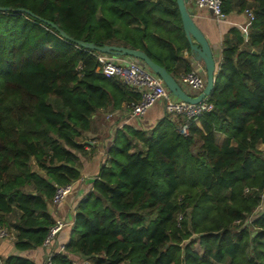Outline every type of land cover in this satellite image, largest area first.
<instances>
[{"label": "trees", "instance_id": "1", "mask_svg": "<svg viewBox=\"0 0 264 264\" xmlns=\"http://www.w3.org/2000/svg\"><path fill=\"white\" fill-rule=\"evenodd\" d=\"M0 6L11 8L0 11V226L26 250L42 246L55 223L56 187L80 177L83 134L95 117L139 99L97 71L94 50L41 19L78 40L143 50L175 78L192 67L177 45L182 38L188 47L175 0ZM234 6L253 19L245 41L228 31L206 98L212 108L187 134L166 114L148 130H116L92 189L74 206L65 252L51 255L56 264H77L74 253L90 264H264V212L248 222L264 198V0H222L224 14ZM191 236L200 253L184 242ZM4 262L33 264L13 255Z\"/></svg>", "mask_w": 264, "mask_h": 264}, {"label": "crops", "instance_id": "2", "mask_svg": "<svg viewBox=\"0 0 264 264\" xmlns=\"http://www.w3.org/2000/svg\"><path fill=\"white\" fill-rule=\"evenodd\" d=\"M247 1L250 2L252 0ZM171 5L174 6V4ZM187 8L193 12V20L211 45L215 65L218 67L221 61L222 50L225 47L224 40L227 37L228 31L234 28L243 37L247 35L250 20L244 14L243 10L238 9L237 6H234L223 18L219 19L214 17L209 10L197 8L194 0H189ZM166 34L168 35L170 33ZM173 36L171 35L170 38H173ZM243 40L245 41L244 37ZM176 41L177 45L183 46V49L180 51V56L188 61L192 69L201 72L204 71L202 63L190 62L191 56L189 48L184 46V40L177 38ZM121 110L122 108L113 109L111 111L113 112V117L108 122L103 121V114L97 115L92 130L83 134V141L88 145L86 146L88 154L86 156L79 155L81 164L79 170L80 177L71 182V192L64 201L57 204L52 203L49 206V213L53 220H62L64 222V226L56 233L52 243L47 247L42 245L31 249L18 250L14 247L12 233H8L6 237L0 238V264H6L4 258L12 255L25 257L33 264H41L47 254L64 253V246L71 233L74 206L80 198L92 189L94 178L105 160L106 152L112 143L115 131L123 129L126 126L148 130L165 115L163 101L155 102L139 118H131L122 113ZM196 124L199 125L198 121H196ZM70 257L75 261L80 262L84 260L90 263L89 258L81 256L79 253L70 254Z\"/></svg>", "mask_w": 264, "mask_h": 264}, {"label": "built area", "instance_id": "3", "mask_svg": "<svg viewBox=\"0 0 264 264\" xmlns=\"http://www.w3.org/2000/svg\"><path fill=\"white\" fill-rule=\"evenodd\" d=\"M194 2L197 8L209 10L218 19L225 16L222 9V0H194ZM243 12L250 21L253 19L251 9L245 8ZM94 54L99 62L97 71L107 77H119L139 94L138 100L122 103L120 107L122 108L121 112L131 118H139L155 102L163 101L165 114L177 122L178 132L180 134H187L190 123L196 122L201 114L212 108V104L206 98L198 103H189L171 95L162 79L146 66L139 64L133 57L115 56L98 51H95ZM113 60H116L117 63H114ZM176 80L187 94L196 96L205 86V70L201 72L191 69L189 72L180 74ZM111 111L103 114L102 118L104 122L110 121L113 117V112ZM71 188V183L57 186L52 197V203L57 204L64 201L71 192ZM257 213L254 212V215ZM63 226L64 222L62 220H56L50 226L42 245L44 247L49 246L56 233ZM7 235V230L0 226V238H4ZM51 255L52 253L47 254L41 264H56L52 260Z\"/></svg>", "mask_w": 264, "mask_h": 264}, {"label": "water", "instance_id": "4", "mask_svg": "<svg viewBox=\"0 0 264 264\" xmlns=\"http://www.w3.org/2000/svg\"><path fill=\"white\" fill-rule=\"evenodd\" d=\"M175 2L179 12L182 30L188 42L189 53L191 56L190 62L202 63L205 70V86L203 90L196 96H190L189 94H187L181 88L176 78L172 74H170L166 70V68L154 62L143 50L133 49L127 46L116 44L96 45L93 42L78 40L68 36L63 30L58 29L52 22L44 19L41 20L42 22L49 24L57 29L61 37L74 44H77L78 46L115 56L133 57L137 61H140L143 66H146L152 72L157 74L162 79L165 87L171 95L189 103H198L199 101L210 96L213 89L214 76L217 73V67L215 65L211 45L209 44L204 33L200 30V28L193 20V12L187 8L189 0H175ZM10 10V7L0 6V11L7 12ZM243 37L246 40V35H244Z\"/></svg>", "mask_w": 264, "mask_h": 264}, {"label": "rangeland", "instance_id": "5", "mask_svg": "<svg viewBox=\"0 0 264 264\" xmlns=\"http://www.w3.org/2000/svg\"><path fill=\"white\" fill-rule=\"evenodd\" d=\"M194 4H195V2H194ZM156 55H158V54H156ZM113 62L114 63H117V61L116 60H113ZM139 64H141V62L140 61H137ZM58 101V103L60 104V100L59 99H57ZM104 114V113H103ZM94 123V122H93ZM84 139V138H83ZM219 139V141H220V137L218 138ZM263 147V145L262 144H259L258 145V148H262ZM196 150V148H194V151ZM261 207V208H260ZM260 207L259 208H257V210L255 211V212H258L257 214H261L262 212H264V198H263V202L261 203V205H260ZM257 214H255V215H252V216H250V217H248V222H250V220H252L254 217H256V215ZM263 214V213H262ZM243 225H245V224H243ZM250 225V224H249ZM242 226V225H241ZM250 232H251V236L252 235H254V230L253 229H251L250 230ZM9 233V232H8ZM194 238V236H191V237H189L188 239H186V240H184V242H186V241H188V240H194V243H193V245H192V249L194 250V251H196V252H198V253H200L201 252V248H200V246H199V244H198V241H197V239H193ZM77 264H90V263H88V262H85L84 260H82V261H75Z\"/></svg>", "mask_w": 264, "mask_h": 264}]
</instances>
